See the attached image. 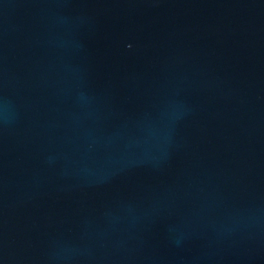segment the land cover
I'll return each mask as SVG.
<instances>
[{
  "label": "water",
  "instance_id": "water-1",
  "mask_svg": "<svg viewBox=\"0 0 264 264\" xmlns=\"http://www.w3.org/2000/svg\"><path fill=\"white\" fill-rule=\"evenodd\" d=\"M0 264H264V0H0Z\"/></svg>",
  "mask_w": 264,
  "mask_h": 264
}]
</instances>
